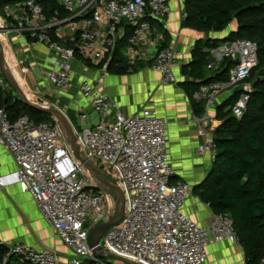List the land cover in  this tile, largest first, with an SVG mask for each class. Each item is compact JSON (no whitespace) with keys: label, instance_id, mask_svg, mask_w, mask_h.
<instances>
[{"label":"built area","instance_id":"2783aa9c","mask_svg":"<svg viewBox=\"0 0 264 264\" xmlns=\"http://www.w3.org/2000/svg\"><path fill=\"white\" fill-rule=\"evenodd\" d=\"M173 1L183 7L187 2L57 0L63 14L57 9L48 16L39 0H17L1 9L0 44L8 41L10 33H19L30 44L46 45L51 68L45 72V78L60 91L72 87V62L77 56L99 65L105 77L112 64L119 65L116 53L121 45L125 46L122 65L131 69L140 63L149 64L161 75V84L168 86L177 82L174 65L182 56L181 51L157 47L151 55L146 45L152 23H162L172 14ZM128 30L131 33L126 38ZM69 42L70 47L63 44ZM210 58V69H217L225 59L234 62L227 81L201 86L204 113L191 117L202 139L198 154H209L214 162L216 133L222 125L216 116L219 99L240 90L232 114L238 119L244 116L252 91L247 80L258 64V45L235 40L210 50ZM27 71L22 67V74ZM0 84L4 85L1 68ZM79 91L99 118L94 122L86 112H79L85 125L79 130L73 128L80 156L118 185L126 196L122 221L103 237L104 253L131 264H207L212 242L240 245L229 216H214L210 227H206L183 212L193 188L187 182L172 180L175 171L165 118L151 112L127 116L112 97L88 80L82 81ZM0 146L16 164L14 183L33 199L71 251L64 260L54 250H37L24 244L8 246L0 239V249H7L3 264L12 256L29 264H82L87 260L93 264H118L96 258L89 247L90 232L116 214V205L111 208L107 191L75 158L62 126L56 121L36 125L27 116L11 123L5 109L0 108ZM6 185L8 178L0 179V186Z\"/></svg>","mask_w":264,"mask_h":264},{"label":"crops","instance_id":"0c3cea01","mask_svg":"<svg viewBox=\"0 0 264 264\" xmlns=\"http://www.w3.org/2000/svg\"><path fill=\"white\" fill-rule=\"evenodd\" d=\"M172 6L173 12L164 22L152 23L146 50L152 55L157 47L163 46L168 41L167 47H175L181 51L182 56L174 65L177 78L175 84L163 86L161 75L149 67H144L135 73L110 72L103 77L99 67L85 65L76 59L72 62V87L60 91L45 78V72L51 68L47 61L49 48L43 44H30L19 33H10L7 37L11 57L9 56V61L6 59L5 62L8 63L17 81L22 79L24 84L21 87L25 93L29 92L31 96L54 107L57 106L67 114L70 111L74 112L78 124L77 127L75 124L72 126L78 130L85 125L78 117L80 111L86 112L94 122L99 120L89 103L80 95L79 86L84 80L92 82L96 89L112 97L127 116L151 112L165 118L168 150L175 171L172 180L187 182L194 188L204 181L213 162L209 154H198L202 139L197 133L196 125L191 121L192 115L196 113L182 83L188 80L184 67L192 60L193 47L198 40H206V34L203 31L184 27L185 7L177 1H173ZM225 37L223 35L213 39ZM11 65L17 69L16 72L11 70ZM22 67L28 69L25 74L21 73ZM230 95V93L223 94L218 106ZM195 99L203 103L199 92L195 94ZM16 169L12 155L0 146V179L8 178V185L0 186V239L8 246L24 244L37 250H54L66 260L70 257V249L58 238L33 199L22 193L19 186L14 183L12 175ZM183 212L206 227H210L214 219L209 206L193 194L188 199ZM207 264H244L243 249L240 245L228 241L212 242L208 247Z\"/></svg>","mask_w":264,"mask_h":264},{"label":"trees","instance_id":"16d2710c","mask_svg":"<svg viewBox=\"0 0 264 264\" xmlns=\"http://www.w3.org/2000/svg\"><path fill=\"white\" fill-rule=\"evenodd\" d=\"M15 1L0 0V13L3 5ZM39 2L48 16L60 10L57 0ZM60 12L63 14L62 10ZM185 14L183 26L203 32H223L235 18L243 21L238 30L231 32L224 40L200 39L193 47L192 60L184 67L188 80L182 83V87L188 92L197 115L204 113V105L195 99V94L204 84L227 81L234 64L230 59H225L217 69H210V50L235 40H249L258 45V64L247 80L253 85L247 111L241 119L232 114L240 90L217 107L216 116L222 120V125L216 133V158L208 175L193 188L192 194L208 205L214 216L226 215L233 220L244 252V264H264V0H187ZM130 33L129 30L126 32V38ZM165 36L168 39L167 33ZM7 42L2 41L5 61L11 57ZM63 44L67 47L72 45L71 42ZM168 45L166 41L161 47ZM124 47L121 45L118 48L116 62L119 65L112 64L111 73H135L149 66L140 63L129 69L122 65ZM77 57L85 65H95L88 59ZM26 95L33 102L34 97L29 92ZM39 106L44 105L40 103ZM0 108L5 109L11 123L23 116L29 117L36 125L55 123L49 114L26 105L9 84L8 87L0 84ZM6 251L0 249V264ZM15 262L29 264L14 256L7 264ZM82 264L93 262L87 260Z\"/></svg>","mask_w":264,"mask_h":264},{"label":"water","instance_id":"95a60500","mask_svg":"<svg viewBox=\"0 0 264 264\" xmlns=\"http://www.w3.org/2000/svg\"><path fill=\"white\" fill-rule=\"evenodd\" d=\"M220 40H224V38H221ZM0 47H1L0 68H1L3 77L6 80V82L16 91V93L21 97L22 101L26 105L33 107L36 110L41 111L43 113L49 114L54 120H58L61 123L68 137L71 150L75 158L78 161H80L82 165H84V167L99 181V183H101L104 187L108 188L117 198L118 210L116 214L113 217H111L107 222L92 229V231L90 232L88 243H89L90 249L92 250L93 255L99 259H110V260L120 262L123 264H131L122 258L104 253L102 246H101V241L106 231L113 226H117L122 221L125 215L126 196L123 190L118 185H116L115 183L107 179L106 176L102 172H100L98 169L93 167L90 163H88L87 161L81 158L79 148L77 146V140L75 137L74 128L70 120L68 119V117L62 111L57 110L55 108L37 106L29 100V98L27 97L23 89L16 83L14 78L6 71L5 57H4V52H3L1 44H0Z\"/></svg>","mask_w":264,"mask_h":264},{"label":"rangeland","instance_id":"374dc122","mask_svg":"<svg viewBox=\"0 0 264 264\" xmlns=\"http://www.w3.org/2000/svg\"><path fill=\"white\" fill-rule=\"evenodd\" d=\"M241 23H243L242 19H240V18H235L234 21L229 25V27H228L225 31H223V32L216 33V32H206V31H204L205 34H206L205 39H206V40H207V39H213V38H216V37H222L223 35L228 36L231 32H235V31H237L238 28H239V25H240ZM5 65H6V69H7L8 73L14 78V80L16 81V83L21 87L24 83H23L22 81H17V79L14 77L13 73H11V71H10V69H9V66H8V63H7V62H5ZM11 70H13L14 72L17 71V69H15V67H13V66H11ZM21 82H22V83H21ZM20 84H21V85H20ZM3 86H4V87H8V84L5 83V79H4V85H3ZM250 86H251V88H253V85H252V84H250ZM21 88H22V87H21ZM32 101H33L32 103H34V104L37 105V106H39V104L41 103L42 105H44V106H48L49 108H55V109H57V110H60V111H62L65 115L67 114L65 111H63L62 109H59L57 106L54 107V106L51 105L50 103H46L45 101H43V100H41V99H37L36 97H34ZM49 102H51V101H49ZM66 116H67L68 119L70 120L71 124H72V125L75 124L76 127H77L78 119H76V118L74 117V116H75L74 112L70 111ZM55 121L61 125V123H60L58 120H55ZM61 126H62V125H61ZM62 128H63V126H62ZM63 129H64V128H63ZM100 186H101L102 188H104V189L107 191V193L109 194V196H110V200H109V201H110V206H111V208H114L115 205H116V212H117V210H118V202H117V198H116L114 195H112L111 191L108 190L107 188H105L103 185L100 184ZM89 226L91 227V224H90V223H89ZM103 240H104V239H102V241H101L102 244H103ZM105 260H108V261H110V262H115V263H118V264H123V263L116 262V261H113V260H110V259H105ZM15 264H21V263H20V262H15Z\"/></svg>","mask_w":264,"mask_h":264},{"label":"bare ground","instance_id":"6f19581e","mask_svg":"<svg viewBox=\"0 0 264 264\" xmlns=\"http://www.w3.org/2000/svg\"><path fill=\"white\" fill-rule=\"evenodd\" d=\"M6 71H7V69H6ZM8 72V71H7ZM101 184V183H100ZM102 185V184H101ZM106 188V187H105ZM108 189V188H107ZM109 190V189H108Z\"/></svg>","mask_w":264,"mask_h":264}]
</instances>
